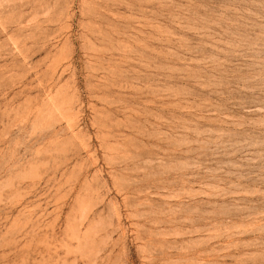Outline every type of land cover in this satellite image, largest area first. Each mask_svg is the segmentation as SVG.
Returning a JSON list of instances; mask_svg holds the SVG:
<instances>
[{
    "label": "rangeland",
    "instance_id": "rangeland-1",
    "mask_svg": "<svg viewBox=\"0 0 264 264\" xmlns=\"http://www.w3.org/2000/svg\"><path fill=\"white\" fill-rule=\"evenodd\" d=\"M0 264H264V0H0Z\"/></svg>",
    "mask_w": 264,
    "mask_h": 264
}]
</instances>
